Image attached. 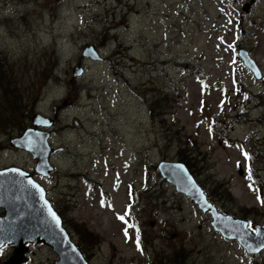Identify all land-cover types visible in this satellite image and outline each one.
Masks as SVG:
<instances>
[{
    "label": "rangeland",
    "instance_id": "1",
    "mask_svg": "<svg viewBox=\"0 0 264 264\" xmlns=\"http://www.w3.org/2000/svg\"><path fill=\"white\" fill-rule=\"evenodd\" d=\"M234 41L261 79L238 55L230 63L225 48ZM87 45L102 59L84 58ZM78 65L84 71L74 77ZM2 81L22 110H6L14 93L0 88V168L21 167L45 188L89 264H264V250L250 255L222 237L157 168L182 155L220 212L264 224V205L236 164L242 145L264 198V0H0ZM160 92L169 107L156 114ZM37 112L53 119L50 145L62 148L50 177L10 144ZM130 203L143 254L135 230L126 241L117 219ZM12 252L6 245L0 260ZM26 255V264L57 259L43 243Z\"/></svg>",
    "mask_w": 264,
    "mask_h": 264
},
{
    "label": "water",
    "instance_id": "2",
    "mask_svg": "<svg viewBox=\"0 0 264 264\" xmlns=\"http://www.w3.org/2000/svg\"><path fill=\"white\" fill-rule=\"evenodd\" d=\"M248 6L249 4H245L243 9L246 10ZM238 55L242 59L244 65L253 73L255 78L260 79L262 77L261 71L255 61L249 56L248 51L240 49ZM82 56L89 57L95 61L102 59L98 51L92 45H87L83 48ZM249 59L255 64V69H253L252 64L248 63ZM83 71L82 66L78 65L73 69V76H80ZM256 71H259V77L255 74ZM60 106H55L54 110ZM31 123L32 125L27 127L20 136L11 138L10 144L15 148L28 151L32 158L36 160L34 171L44 177H49L53 170V166L50 163L51 154L61 149V147H51L49 143L50 133L44 130L52 126L53 119L36 113L32 116ZM39 127L44 129H39ZM29 130H31L30 140L28 136ZM37 134H39V136H37ZM31 141H36L39 147L30 149L29 144ZM176 164H182L184 166L187 175L192 178L196 187L204 193L201 186L198 185L189 171L187 165L181 161H160L157 164V168L162 178L171 183L177 192L189 196L201 211L209 212L212 218L211 225L215 230L219 231L226 238H236L247 253H258L250 251L247 245L251 244L253 247L258 246L259 243L264 240V236L258 238L250 234L247 229H242L243 235L230 231L231 228L235 227V221H246L218 211L216 206L207 199L204 193V199L213 206L217 214V218L214 219L213 212L205 210L203 202L199 199L198 194L191 189L187 182V178L172 167ZM8 169H18L27 175L21 178L17 173L7 171ZM0 172L5 173V175L0 176V208L3 210V214L0 215V242L13 246V253L4 264H21L25 261L26 257L24 253L28 251L29 243H43L50 247L58 256V259L54 262L55 264H88L82 252L71 241L67 230L62 225V221L61 227L64 230L63 235L68 237L67 243L63 242V236L60 234L59 230L55 229L54 226L50 224V218L47 216L46 209L42 207L43 202L39 199L37 191L27 186L26 182L13 183V181H20L22 179L26 181V179H31L44 190V198L52 206L50 200L46 196L45 188L40 185L28 171L18 166L0 168ZM239 174H241L240 170ZM53 211L56 212L54 208ZM228 217L232 219L229 220ZM256 227L261 228L262 232H264V226L261 227L256 225ZM70 246H75L77 248L78 255L70 251Z\"/></svg>",
    "mask_w": 264,
    "mask_h": 264
},
{
    "label": "snow or ice",
    "instance_id": "3",
    "mask_svg": "<svg viewBox=\"0 0 264 264\" xmlns=\"http://www.w3.org/2000/svg\"><path fill=\"white\" fill-rule=\"evenodd\" d=\"M228 23H232L231 20L228 21ZM221 39V42L223 43V38H219ZM231 50L232 51V60L230 61V63L235 64L236 60H237V49H236V44L235 41L231 44H227L225 51ZM249 64H252L253 69H255V64L249 59L248 60ZM258 77L260 76L259 71H256L255 73ZM233 83H235V80L233 81ZM204 87H206L203 82H201V91L203 92ZM247 98V97H245ZM223 103L224 101H221V107H223ZM201 105L203 106V101L201 102ZM209 133H211V125H209ZM31 130H29V140L31 139ZM37 136H39V134H37ZM30 149H36L39 147V144L36 141H31L29 144ZM237 148L240 149V153L241 156L243 157V163L240 160H237L236 164L238 168H244L246 171V179L249 181L248 184V188L251 191H254L257 195H256V199L258 202H260L262 205H264V198H262L261 196V189L259 187H256V181L253 179L254 177V172H253V168H252V154L249 153L242 145H237ZM174 169L178 170L180 173H182L186 178H187V182L190 185L191 189L195 191L196 194H198L199 199L203 202L204 206H205V210L206 211H211L213 212V217L214 219L217 218V214L215 212V210L213 209V206L211 204H209L205 199H204V193L202 191H200L194 181H192V178L190 176L187 175V171L185 170L184 166L182 164H176L172 166ZM7 171L10 172H14L17 173L18 176H20L21 178L26 177V173L21 172L18 169H8ZM5 175V173L0 172V176ZM27 184V186H29L32 189H35L37 191V193L39 194V199L43 202L42 203V207L43 209H46L47 212V216L50 218V224L52 226H54L55 229L59 230L60 234L63 236V242L67 243L68 242V237L66 235H63L64 230L61 227V219L60 217L56 214V212L53 211L52 206L48 203L47 200H45L44 198V190L41 189L39 187V185L35 184L31 179H26L25 180H20V181H13V183H25ZM184 190V189H182ZM132 197V192H131V186H129V199L131 200ZM100 203L101 206L104 207L105 206V199H104V194L101 193V199H100ZM108 207H112V205L110 203L107 204ZM131 209H132V204H128L125 207L124 213L121 214H117V219L120 220L123 224L124 227L122 229L123 233H124V237L125 240H129L131 239V237L129 236V229H133L135 230V246L137 251H139L141 254H143L144 250L142 248V242H141V234H140V229L139 227L135 224L129 221L128 217H130L131 215ZM229 220H231V217H228ZM235 227L231 228L230 231L235 232L237 234H241L242 233V229H247L249 230L250 234L255 235L256 237H261L264 236V232H262L261 228L259 227H254L253 223L251 221L248 222H243V221H235L234 222ZM5 246L4 242H0V251H2L3 247ZM248 249L252 252H259L262 249H264V240H262L258 246L253 247L251 244L247 245ZM70 251L72 253H75L78 255L77 252V248L75 246H70Z\"/></svg>",
    "mask_w": 264,
    "mask_h": 264
},
{
    "label": "trees",
    "instance_id": "4",
    "mask_svg": "<svg viewBox=\"0 0 264 264\" xmlns=\"http://www.w3.org/2000/svg\"><path fill=\"white\" fill-rule=\"evenodd\" d=\"M1 67H2V64H1ZM3 70H4V68H3ZM0 88L2 89V91L4 92V95H10V96H12L13 95V93H14V88H13V86L12 87H10V86H8L7 85V83L4 81H2V82H0ZM167 95L166 94H164V93H162V92H160L159 93V95H158V98L157 99H155L153 102H152V104L150 105L151 106V111L152 112H154V113H156V114H161V112H162V109H164V108H167V107H169L168 105H167V102L164 104V105H162L161 104V102H162V99L164 98V97H166ZM166 100V99H165ZM158 103V104H157ZM157 105V106H156ZM167 105V106H166ZM4 108L6 109V110H8L9 112H20L22 109H21V97H20V95L18 94V93H14V97H12V98H10V99H7L6 101H5V106H4ZM166 112V111H165ZM164 112V113H165ZM3 119H4V116H0V122H2L3 121ZM25 127H23V129H24ZM22 129V130H23ZM179 158L181 159L180 161H182L183 160V157H182V155H179ZM182 162H184V161H182ZM185 163V162H184ZM81 235V234H80Z\"/></svg>",
    "mask_w": 264,
    "mask_h": 264
},
{
    "label": "flooded vegetation",
    "instance_id": "5",
    "mask_svg": "<svg viewBox=\"0 0 264 264\" xmlns=\"http://www.w3.org/2000/svg\"><path fill=\"white\" fill-rule=\"evenodd\" d=\"M239 112V111H238ZM241 113H242V111H240ZM241 113H236V115H240ZM238 117V116H237ZM243 173V172H242ZM204 192H205V190H204ZM206 193V192H205ZM206 196H207V199L212 203V204H214L215 206H216V208H217V205L209 198V196H208V194L206 193ZM217 210H218V208H217ZM218 211H220V210H218ZM204 213H208L209 214V212H204ZM223 213V212H222ZM223 214H227V215H231V216H233V217H236V218H240V219H243V220H245L246 222H248V221H251V220H247V219H244V217H238V216H234V215H232V214H228V213H223ZM210 215V214H209ZM61 221H62V219H61ZM252 223H253V221H252ZM62 224H63V222H62ZM64 225V224H63ZM256 225H259V224H255V225H253L254 227H256ZM261 227H263L264 226V224L263 225H260ZM65 227V226H64ZM70 236H71V234H70ZM71 239L73 240V238L71 237ZM231 240H235V241H237V243L239 244V242H238V240L236 239V238H233V239H231ZM240 245V244H239ZM6 246V245H5ZM4 246V247H5ZM7 246H9V245H7ZM11 247H12V245H10ZM241 246V245H240ZM3 247V248H4ZM3 250V249H2ZM264 249H262L261 251H263ZM28 256L26 255V260H25V262L23 263V264H26L27 262H28ZM0 264H4V261H2V260H0Z\"/></svg>",
    "mask_w": 264,
    "mask_h": 264
}]
</instances>
